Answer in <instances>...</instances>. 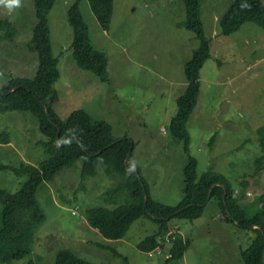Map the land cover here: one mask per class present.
<instances>
[{"label":"rangeland","instance_id":"obj_1","mask_svg":"<svg viewBox=\"0 0 264 264\" xmlns=\"http://www.w3.org/2000/svg\"><path fill=\"white\" fill-rule=\"evenodd\" d=\"M75 1L55 0L48 14L52 52L59 55V77L47 104L63 120L73 110L84 109L107 121L115 138L131 139V156L149 196L176 205L182 198L187 155L168 125L176 98L186 86L184 63L199 45L195 33L184 26V4L181 0H114L109 28L103 30L87 0H79L91 42L107 57L109 83L105 84L73 60L66 12ZM232 1L201 0L200 20L210 51L199 70L197 102L186 127L189 154L197 160V179L204 172H217L229 181L240 202L251 203L264 193V160L259 166L255 162L264 157L257 134L264 125V29L246 21L238 30L221 34L219 19ZM259 2L264 7V0ZM0 19L9 20L15 29L8 37H0L1 88L11 77H32L36 71L37 56L28 47L36 23L33 0H20L19 7L11 8L8 0H0ZM3 131L8 142L0 139V187L13 193L26 175L8 167L21 162L37 165L47 155L41 145L44 137L30 112L0 111ZM81 165L76 160L38 188L45 220L36 229L33 250L0 264H53L62 249L94 264H162L169 256L168 237L175 231L190 244L180 259L165 264H244L240 252L253 232L223 219L214 199L206 203L200 217L172 220L162 252L146 253L136 247L158 229L145 216L136 219L123 238H103L88 225L86 209H112L129 196L124 190L106 193L118 184V177L107 175L103 164L85 178Z\"/></svg>","mask_w":264,"mask_h":264},{"label":"trees","instance_id":"obj_2","mask_svg":"<svg viewBox=\"0 0 264 264\" xmlns=\"http://www.w3.org/2000/svg\"><path fill=\"white\" fill-rule=\"evenodd\" d=\"M185 8L184 26L193 31L199 40L190 58L184 63L186 86L176 98V110L171 117L168 131L182 142L187 155L183 167L182 198L176 205H167L152 199L146 182L131 156L134 143L126 136L115 138L110 124L94 118L84 109H76L66 119H61L47 104L51 88L59 71V55H54L50 43L48 14L55 0H33L36 23L32 29L28 47L37 56V67L32 77H11L0 88V111H28L36 119L44 139L42 148L47 158L37 165L21 162L9 166L17 175H26L25 181L13 193L0 187V262L17 260L30 254L35 243L37 227L45 220L44 212L37 199V190L51 181L63 168L81 160V177L92 176L97 164L104 165L107 175L118 177V184L106 191L116 195L126 191L129 198L112 209L103 206L89 207L85 211L86 221L105 239L118 240L124 237L130 225L140 217H148L157 223L155 233L145 236L136 247L146 253L162 252L164 236L174 219L194 220L203 212L211 199L216 200L223 219L235 222L239 227L253 232L249 245L241 250L244 264H264V193L251 203H242L234 194L229 181L213 171L196 176V158L189 154V133L186 122L191 115L199 93V70L209 57L210 40L203 34L200 20L201 0H181ZM89 8L103 30L109 28L114 0H87ZM76 0L66 12L72 28L71 54L76 66L88 70L103 83H109L107 57L96 49L89 36L88 26L83 19ZM246 21L264 29V7L259 0H233L219 19L220 33L228 35L238 30ZM15 31L7 19H0V37H8ZM261 145L264 146V125L257 129ZM6 132L0 139L8 142ZM264 157L256 159L260 165ZM6 167V166H5ZM135 167L136 170L131 168ZM209 196V197H208ZM169 256L164 263L180 259L190 244L183 240L178 231L170 234ZM119 256L120 254L112 250ZM53 264H94L82 259L68 249L59 250Z\"/></svg>","mask_w":264,"mask_h":264},{"label":"clouds","instance_id":"obj_3","mask_svg":"<svg viewBox=\"0 0 264 264\" xmlns=\"http://www.w3.org/2000/svg\"><path fill=\"white\" fill-rule=\"evenodd\" d=\"M19 7L20 6V0H8V7Z\"/></svg>","mask_w":264,"mask_h":264},{"label":"water","instance_id":"obj_4","mask_svg":"<svg viewBox=\"0 0 264 264\" xmlns=\"http://www.w3.org/2000/svg\"><path fill=\"white\" fill-rule=\"evenodd\" d=\"M131 169H132V170H136V168H135V167H132ZM208 197H209V196H208Z\"/></svg>","mask_w":264,"mask_h":264}]
</instances>
